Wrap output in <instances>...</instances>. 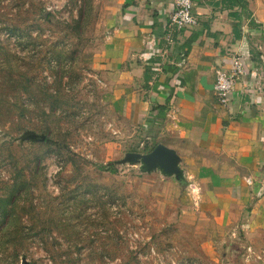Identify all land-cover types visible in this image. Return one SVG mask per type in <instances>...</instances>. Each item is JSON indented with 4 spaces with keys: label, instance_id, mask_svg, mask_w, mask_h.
I'll return each mask as SVG.
<instances>
[{
    "label": "rangeland",
    "instance_id": "374dc122",
    "mask_svg": "<svg viewBox=\"0 0 264 264\" xmlns=\"http://www.w3.org/2000/svg\"><path fill=\"white\" fill-rule=\"evenodd\" d=\"M111 3L0 0V264H264L189 180L124 162L153 144L93 66Z\"/></svg>",
    "mask_w": 264,
    "mask_h": 264
},
{
    "label": "crops",
    "instance_id": "0c3cea01",
    "mask_svg": "<svg viewBox=\"0 0 264 264\" xmlns=\"http://www.w3.org/2000/svg\"><path fill=\"white\" fill-rule=\"evenodd\" d=\"M172 4L112 0L93 66L142 140L178 155L199 213L264 236V0H195L181 32ZM235 58L245 74L224 105L214 84Z\"/></svg>",
    "mask_w": 264,
    "mask_h": 264
},
{
    "label": "built area",
    "instance_id": "2783aa9c",
    "mask_svg": "<svg viewBox=\"0 0 264 264\" xmlns=\"http://www.w3.org/2000/svg\"><path fill=\"white\" fill-rule=\"evenodd\" d=\"M249 1V0H248ZM173 8L169 14L168 26L177 31H186L198 24L195 12V0H173ZM245 74L243 62L239 58L234 60L232 73L219 72L214 84V90L219 101L226 105L230 99L235 81Z\"/></svg>",
    "mask_w": 264,
    "mask_h": 264
},
{
    "label": "water",
    "instance_id": "95a60500",
    "mask_svg": "<svg viewBox=\"0 0 264 264\" xmlns=\"http://www.w3.org/2000/svg\"><path fill=\"white\" fill-rule=\"evenodd\" d=\"M132 161L144 163L148 169H161L167 175H175L178 181L183 180L182 171L178 166L179 157L172 149L163 144H158L151 152L141 154L128 153L124 162ZM184 181V180H183Z\"/></svg>",
    "mask_w": 264,
    "mask_h": 264
},
{
    "label": "trees",
    "instance_id": "16d2710c",
    "mask_svg": "<svg viewBox=\"0 0 264 264\" xmlns=\"http://www.w3.org/2000/svg\"><path fill=\"white\" fill-rule=\"evenodd\" d=\"M157 145H152V146H147L145 149H146V152H151ZM105 169V167H102ZM110 171L114 172L115 170L113 168H110L109 169Z\"/></svg>",
    "mask_w": 264,
    "mask_h": 264
}]
</instances>
